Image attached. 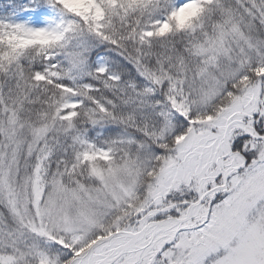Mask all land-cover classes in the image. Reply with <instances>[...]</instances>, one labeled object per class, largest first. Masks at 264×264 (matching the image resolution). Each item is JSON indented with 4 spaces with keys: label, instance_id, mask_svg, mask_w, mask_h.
<instances>
[{
    "label": "snow or ice",
    "instance_id": "obj_1",
    "mask_svg": "<svg viewBox=\"0 0 264 264\" xmlns=\"http://www.w3.org/2000/svg\"><path fill=\"white\" fill-rule=\"evenodd\" d=\"M0 264H264V0H0Z\"/></svg>",
    "mask_w": 264,
    "mask_h": 264
}]
</instances>
